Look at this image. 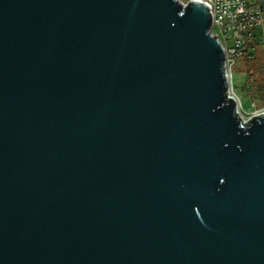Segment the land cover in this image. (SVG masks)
<instances>
[{
  "label": "water",
  "instance_id": "water-1",
  "mask_svg": "<svg viewBox=\"0 0 264 264\" xmlns=\"http://www.w3.org/2000/svg\"><path fill=\"white\" fill-rule=\"evenodd\" d=\"M211 25L0 0V264H264V115L236 113Z\"/></svg>",
  "mask_w": 264,
  "mask_h": 264
},
{
  "label": "built area",
  "instance_id": "built-area-1",
  "mask_svg": "<svg viewBox=\"0 0 264 264\" xmlns=\"http://www.w3.org/2000/svg\"><path fill=\"white\" fill-rule=\"evenodd\" d=\"M186 8L194 1L209 7L212 15L211 32L223 45L225 50V74L227 78V94L236 101V113L244 121L256 115H264V108H257L252 116L244 112L243 102L236 92L234 84L235 66L239 58H255L257 37L264 42V0H175Z\"/></svg>",
  "mask_w": 264,
  "mask_h": 264
},
{
  "label": "trees",
  "instance_id": "trees-1",
  "mask_svg": "<svg viewBox=\"0 0 264 264\" xmlns=\"http://www.w3.org/2000/svg\"><path fill=\"white\" fill-rule=\"evenodd\" d=\"M255 58L253 60L247 57L242 59V64L245 73L248 77V84L251 86L252 97L258 100L259 105H255L257 108H264V55L260 51L255 52ZM236 64L235 70H239L241 67ZM240 72V71H238Z\"/></svg>",
  "mask_w": 264,
  "mask_h": 264
},
{
  "label": "rangeland",
  "instance_id": "rangeland-1",
  "mask_svg": "<svg viewBox=\"0 0 264 264\" xmlns=\"http://www.w3.org/2000/svg\"><path fill=\"white\" fill-rule=\"evenodd\" d=\"M263 30H264L263 28L258 29L257 30L258 34H262ZM257 51L259 53L261 51L262 54L264 55V42H261V41L257 42ZM241 62H242V59L239 58V60L237 61V65L239 66ZM240 66L241 67H239V70H238L240 72L235 70L234 84L236 86V92L239 98L243 102V108H244L245 114H247V116H252L253 113H255L256 110H258L255 105H259V103L257 99H254L252 97L251 86L248 84V77H247V74L245 73L246 71H244L242 64H240Z\"/></svg>",
  "mask_w": 264,
  "mask_h": 264
},
{
  "label": "crops",
  "instance_id": "crops-1",
  "mask_svg": "<svg viewBox=\"0 0 264 264\" xmlns=\"http://www.w3.org/2000/svg\"><path fill=\"white\" fill-rule=\"evenodd\" d=\"M257 41H260V37H257Z\"/></svg>",
  "mask_w": 264,
  "mask_h": 264
}]
</instances>
